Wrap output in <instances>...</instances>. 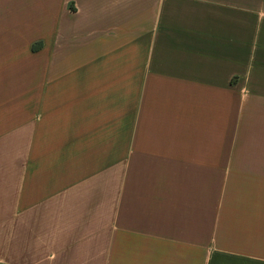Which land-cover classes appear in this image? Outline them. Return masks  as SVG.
<instances>
[{"label": "crops", "instance_id": "obj_1", "mask_svg": "<svg viewBox=\"0 0 264 264\" xmlns=\"http://www.w3.org/2000/svg\"><path fill=\"white\" fill-rule=\"evenodd\" d=\"M0 264H264V0H0Z\"/></svg>", "mask_w": 264, "mask_h": 264}]
</instances>
